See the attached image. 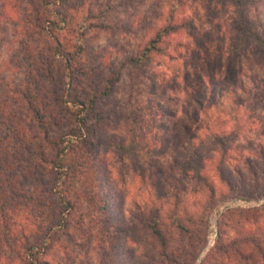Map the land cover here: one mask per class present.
Here are the masks:
<instances>
[{"label":"trees","instance_id":"1","mask_svg":"<svg viewBox=\"0 0 264 264\" xmlns=\"http://www.w3.org/2000/svg\"><path fill=\"white\" fill-rule=\"evenodd\" d=\"M162 2L165 24L113 65L95 44L113 30L115 0H27L9 11L0 1V43L10 48L0 69V264H72L78 240L82 247L99 240L104 264H196L212 210L229 198L264 196V150L243 151L239 141L246 117L238 92L245 85L234 68L247 54L264 67V29L251 16L262 1L206 0L212 13L230 11L223 24L212 14L214 36L203 34L188 1ZM223 26L228 31L221 34ZM180 58L186 96L169 93L171 85L162 93L152 82L154 107L165 117L164 146L158 153L152 144L140 149L137 119L118 111L117 87L127 68L143 73L155 61ZM248 78L264 106V77ZM112 124L121 131L111 132ZM206 137L217 146L211 153ZM168 152L167 171L161 160ZM107 154L129 159L156 191L130 219ZM83 206L98 211L97 225ZM218 225L202 264H264V205L228 209ZM124 237L146 247L142 260Z\"/></svg>","mask_w":264,"mask_h":264},{"label":"rangeland","instance_id":"2","mask_svg":"<svg viewBox=\"0 0 264 264\" xmlns=\"http://www.w3.org/2000/svg\"><path fill=\"white\" fill-rule=\"evenodd\" d=\"M7 2L8 11L12 6H17L22 8L27 0H0ZM105 2L107 0H101ZM174 2V0H171ZM190 3L191 7L197 13L198 19L197 24L207 33L209 36H214L218 32V28H213L210 24L212 14L217 18L219 23L223 24L228 17H230L229 8H225L219 11H214L212 13L211 9H208L209 4L205 2L206 0H186ZM258 2L261 9L258 11H252V18H254L255 27L258 29H264V0ZM116 8L110 18V23L113 25V30L110 35L102 33L100 40L95 44V49L102 53L108 54V63L116 65L120 63L126 56L131 55V53H136L137 50L142 46V41L145 38L152 37L156 27L165 24L166 15H162L161 11L163 9L162 0H115ZM214 6V5H213ZM168 7H165V12L168 11ZM0 4V13H1ZM211 15V16H210ZM2 23V21H0ZM11 29V27H9ZM214 29V33L212 30ZM228 30L223 26L221 34L226 33ZM211 34V35H210ZM2 38L0 34V39ZM8 45L0 43V69L4 70V61L9 57L10 52L4 54L3 50L7 48ZM9 48V47H8ZM10 49V48H9ZM179 53H182L183 58L189 57L188 53H185L184 49H181ZM4 54V55H3ZM190 61L191 58L189 57ZM162 62L155 61L148 64L143 73L138 71H133L127 68L124 72L123 80L119 83L117 87V92L114 99L119 101L120 113L130 112L138 122V134L140 140V149H144L146 145L152 144L151 150L154 153H158L164 146V135L163 130V118L158 114L156 107H154L153 96L150 93V86L153 81H157L160 85L159 88H164L167 92V86L171 85L174 91L169 92L177 97L185 98L183 91L186 86L184 80L185 72V61L180 58L176 61H169L167 59L161 60ZM234 68H236L240 75L242 76V83L245 85V90L239 89L238 96L239 102H241L240 115L245 116L242 123L244 125L243 138L239 141L243 145V151H248L251 149L255 154L260 155L264 150V136L261 135L259 128H264V106L260 103L261 95L260 92L256 90V86L253 83H249V75L253 77H264V67L262 64L256 62L255 58L251 54H247L237 59L234 62ZM8 73V72H6ZM179 73V76L176 74ZM9 78L14 76L10 73ZM178 78V80H176ZM162 86V87H161ZM162 88V89H163ZM159 89V90H162ZM157 90V91H159ZM263 94V93H261ZM231 98L225 100V105L230 102ZM175 109V107H174ZM216 111L212 110L210 112V117H214ZM205 121L208 120V116H205ZM166 120V119H164ZM121 126L117 124H112L110 131L113 133H118L121 131ZM200 127V125H199ZM179 129V128H178ZM194 130L201 135L203 133L197 127ZM183 139V138H182ZM207 139V137H206ZM203 139V140H206ZM208 140V141H207ZM206 140L204 148L207 153H211L215 147L209 138ZM202 143L201 138L197 140ZM170 152L165 154L166 156L162 158L161 163L163 168L167 171L169 168V158ZM155 156H157L155 154ZM107 165L112 171L113 182L118 188V199H120V204L125 214V218L130 219L132 213L136 208H146L147 199L152 193L156 192L152 186V181L148 178L142 182L139 177H137V171L129 159L122 160L121 158L113 155L107 154L106 157ZM239 162L236 163L238 165ZM187 183V181L185 182ZM191 185L190 182H188ZM196 199L195 196H191V200ZM165 203V201H163ZM264 205V196L260 198H246V199H233L229 198L226 201L221 202L216 206L209 218V228L206 230L207 235V245L204 248L202 254H200L196 264H202V261L207 257L208 253L215 246L218 233H219V221L221 215L228 209H253L259 208ZM171 209V206L167 207ZM166 208V209H167ZM165 209V211H166ZM145 210V209H144ZM87 208L83 206L82 212L86 213ZM89 211V212H88ZM88 215L93 218V221H97L99 215L98 211L93 207L88 210ZM98 223L95 222L94 224ZM97 225V224H96ZM94 231V235L97 236L98 233ZM83 240H78L77 246H75V252L71 253L72 264H104L105 261L101 258V251L99 249V240L93 242L92 245L85 247L80 246ZM124 244L134 250L138 259H143L145 248L138 245L131 239L124 237ZM88 254V255H87ZM65 264V263H64ZM109 264V263H108Z\"/></svg>","mask_w":264,"mask_h":264}]
</instances>
